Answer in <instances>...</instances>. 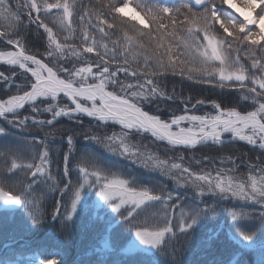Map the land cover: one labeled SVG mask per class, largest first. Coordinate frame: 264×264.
<instances>
[{"label":"snow or ice","instance_id":"obj_1","mask_svg":"<svg viewBox=\"0 0 264 264\" xmlns=\"http://www.w3.org/2000/svg\"><path fill=\"white\" fill-rule=\"evenodd\" d=\"M221 3L234 9L242 19L224 15L215 6V0H194V6L202 7V12H194L192 6L182 5L187 9L182 20L177 16L179 7L134 4V0H109L100 9L82 8L79 13H76L75 0H16L15 8L10 0H0V42L5 45V50H0V63L10 68L7 75L0 71V84L9 91L13 85L16 88V93L8 94L7 99L0 98V118L23 130L32 126H54L61 117L77 122H80V116L105 123L111 121L121 126L120 134L86 138L104 144L109 151L134 163L160 169L178 185H191L200 196L213 193L222 198L231 197L264 206V163L249 165V172L243 178L234 174L236 165L231 158L221 161V165L231 163L233 166L230 168H216L215 174L205 168L196 172L180 163L169 165L167 160L151 155L144 159L138 149L127 143L129 131L135 130L150 133L174 148L193 149L209 142L223 145L239 140L264 150V0H221ZM21 9L29 24H35L37 30L43 29L47 40L43 53L30 51L24 38L18 35L23 24ZM49 17H55L52 23L58 21L67 33L62 39L50 26ZM178 23L186 27L178 30ZM221 29L224 35L218 38L216 33ZM114 35L116 38L112 39ZM76 37L78 45L70 42ZM86 54H94V58L89 59ZM129 54L142 56L143 67L137 64L136 70H130ZM45 56L49 61L55 58L65 63L70 57H75L81 64L73 63L66 67L55 63L50 66V62H45ZM118 56L123 59L118 61ZM114 63L115 70L111 67ZM121 72L125 77L137 78L136 83L120 80L118 73ZM168 72L200 83L235 88L242 93L243 99L252 101V110L242 112L212 101L214 112L189 114L198 105L205 104L204 100H196L191 109H184V115H173L169 120L151 115L143 110V103L157 97L173 99L153 79ZM17 79H21V83L16 84ZM109 86L118 88V91H109ZM64 99L70 104L61 103ZM41 104H44L43 108ZM25 105L33 115L21 117L20 110ZM43 113L50 114L51 118L39 119ZM5 131L0 127V134ZM56 134L55 131L46 133ZM225 134H230L229 141L222 139ZM33 143L26 142L28 145ZM41 144L43 148L38 153L34 152L31 159L24 157L23 146L10 147L0 153L10 157L3 172L15 175L19 171L25 177H32L29 183L21 182L20 194L0 187V201L26 205L34 224L41 223L43 217L36 214L37 205L27 198L24 190H31L32 184L41 178L51 181V187L70 200L69 205L57 201L51 214L52 219L62 218V227L73 220L84 187H95L112 211L134 229L137 242L146 246L166 244L177 230L187 234L201 216L212 211L211 206L194 208L191 213L185 211L181 205L172 202V193L163 187L139 185L134 178L125 179L91 159H83L75 183L70 178L64 183V178L70 176L71 135L67 136L68 152L63 156L62 178L57 183L49 170L52 164L49 148L43 141ZM60 183H63L62 188ZM158 201L162 203V209L150 212L157 207ZM178 208L179 216L176 214ZM243 215L247 217L250 214ZM232 216L239 220L241 213L233 211ZM239 234L246 243L251 242V233L241 230ZM47 264H58V261L51 259Z\"/></svg>","mask_w":264,"mask_h":264},{"label":"trees","instance_id":"obj_2","mask_svg":"<svg viewBox=\"0 0 264 264\" xmlns=\"http://www.w3.org/2000/svg\"><path fill=\"white\" fill-rule=\"evenodd\" d=\"M160 1H164L169 7L189 5L178 0ZM108 2L109 0H75L76 13H79L82 8L95 11L107 5ZM10 3L15 8L16 0H10ZM183 9L184 7L181 8L182 11ZM192 10L194 12L203 11V9L196 10L193 7ZM21 15L23 24L18 29V35L24 38L26 47L30 51L43 53L47 47L43 29L37 30L35 24H29L23 9H21ZM53 20L55 17H49L48 22L62 39L67 33L61 28L58 21L53 24ZM185 27L186 25L179 23L177 25L178 30ZM215 27L219 28L218 25ZM79 30L77 27V33ZM128 30L132 34L130 27ZM216 34L218 38H222L224 35L222 29ZM117 35H119V31H117ZM115 38L114 35L112 39ZM70 42L78 45L79 39L76 37ZM4 46L3 42H0V48L4 49ZM86 56L89 59L94 58V54H86ZM241 56L243 59V53ZM44 59L45 62H50V66L55 63L63 64L66 67H71L73 63L81 64V61L75 57H70L68 63L55 58L49 61L46 56ZM122 59V56H118V61ZM128 59L130 70H136L137 64H140L141 68L143 67L142 56L133 57L132 54H129ZM111 67L115 70L116 64H112ZM9 69L6 65H0V70L5 74H8ZM118 77L122 81L131 83H136L137 79L131 76L125 77L122 72L118 73ZM140 79L142 80V78ZM153 79L165 93L173 96V99L157 97L141 106L150 114L158 115L163 120H169L173 115L184 114V109L186 107L191 109V105L195 104L196 100H204L205 104L198 105L189 114L203 115L206 112H214L211 107L212 101L221 103L222 107H235L242 112L251 111L253 107L252 101L243 99L242 93L235 88H221L213 84L200 83L196 79L173 75L171 72L153 77ZM12 89L13 87L9 91L8 88L0 84V98L7 99ZM108 90L118 91V88L109 86ZM61 103L69 102L64 99ZM40 107L43 108L44 104H41ZM31 115L33 113L28 106L21 112V117ZM79 121L61 117L57 122H54V126L43 128L32 126L26 130L19 128L16 130L4 121V128L9 130L0 134V153H4L10 147L23 146L24 157L31 159L34 152L38 153L43 148V144H41L43 141L49 148V156L52 160L49 170L59 183L63 173V156L68 152L67 136L71 135L73 148L69 156L70 176L64 178V183L69 178L75 183L79 177V167L83 159H91L97 165L125 179L134 178L139 185L149 188L163 187L167 192L172 193L174 198L172 202L181 205L185 211L191 213L194 208L206 209L209 206L212 211L201 216L198 223L187 234L177 230L176 235L166 244H162L152 251L128 254L122 249L135 233L134 229H131L119 214L113 212L108 203L104 201L98 203L99 190L97 188L84 187L82 195H85V199L80 201L77 206L73 220L62 227V218L52 219L51 214L57 201H60L62 205H69L70 200L67 196H62L58 190H54L51 187V181L41 178L32 184L31 190H24L27 198L33 197L31 200L41 203V207L46 209L45 213H48L32 232L30 224L25 223L29 218V213L25 211L0 213V238H20L21 235H25L29 240L30 248L25 251L19 249L17 252L23 255L39 253L41 257L53 255L55 258L63 259L65 264H264V219H262L264 206L237 203L231 198H222L218 195L200 196L196 195L192 188H176L173 186V182L167 180L162 174L148 171L138 163L109 151L104 144L86 138L91 135L103 138L112 136L114 133L120 134L118 127L114 124H102L84 116H80ZM53 131L57 134L46 135ZM32 141H34L33 144H26V142ZM127 143L140 151H149L159 159L180 163L196 172L205 168L215 174L214 169L216 168L232 167L231 163L221 165L222 160L231 158L236 165L234 174L243 177L249 172V165L264 163V150L239 140L226 142L223 145L204 144L194 150H189L167 146L144 133L130 132ZM180 157L183 159L181 160ZM9 160L10 157L0 155V176ZM3 175L11 177L4 179V190L11 191L13 194H20L21 182L26 184L32 181L30 175L25 177L24 173L19 171L15 175L5 172ZM13 184H16V187H12ZM60 187H63V183H60ZM156 203L157 207L151 209L150 212H158L162 209V203L159 201ZM61 211L63 213V208ZM233 211L241 213L239 220L233 219ZM179 213L180 209L178 208L177 216ZM244 213L250 215L245 217ZM241 230L252 234L250 243H246L241 238L239 234ZM30 233L33 234L27 236ZM103 242H107L109 246L103 247Z\"/></svg>","mask_w":264,"mask_h":264},{"label":"rangeland","instance_id":"obj_3","mask_svg":"<svg viewBox=\"0 0 264 264\" xmlns=\"http://www.w3.org/2000/svg\"><path fill=\"white\" fill-rule=\"evenodd\" d=\"M178 1H180V2H182V3H185V4H189V3H187V2H185L184 0H178ZM144 3H150V4H163V5H167V3H165L164 1H160V0H134V4H144ZM190 6H191V4H189ZM168 6V5H167ZM215 6L216 7H218V8H220V10L223 12V14L224 15H233V16H236L238 19H242V17H239V14L238 13H236L235 12V10L234 9H231V8H228L227 7V5H224V4H222L221 3V0H215ZM180 8V12L179 13H177V16L180 18V20H182L183 19V16H184V14H186L187 13V9L186 8H184L183 9V11L181 10V8H183L182 6H180L179 7ZM203 9V8H202ZM201 9V10H202ZM183 25V24H182ZM251 27H254V26H251ZM0 50H5V46H4V49H3V47H1L0 48ZM0 65H5V64H2V63H0ZM6 66H8V65H6ZM9 67V66H8ZM0 71H2V70H0ZM9 71H10V69L8 70V74H9ZM17 71H20V70H18L17 69ZM7 75V74H6ZM22 79V78H21ZM21 79H17L16 81H15V83L16 84H19V83H21ZM13 87V89H12V91H11V93L10 94H15L16 93V88H15V86L13 85L12 86ZM11 87V88H12ZM69 102V104H70V101H68ZM28 105H26L25 106V108L27 107ZM24 108V109H25ZM24 109H22V110H20V113L24 110ZM144 109V108H143ZM146 111V110H145ZM150 114V113H149ZM185 114V113H184ZM184 114H182V115H184ZM152 115V114H151ZM154 115V114H153ZM43 117V118H42ZM42 117H40L39 119H50L51 117H50V114H48V113H44L43 115H42ZM84 117H88V116H84ZM88 118H90V119H93V118H91V117H88ZM11 119V118H10ZM0 120L2 121L1 123H0V127H3L4 128V121L5 122H7L6 120H4L3 118H0ZM94 120V119H93ZM98 121V120H97ZM100 123H102V124H114L116 127H118V131L121 133V131H122V128H121V126L119 125V124H115V123H113V122H111V121H108L107 123H105V122H101V121H99ZM10 124V123H9ZM10 126H12L13 128H15L16 130H17V127H15L13 124H10ZM6 131L5 132H7L9 129H6V128H4ZM125 131H127V130H125ZM130 132H137V131H135V130H131V131H129V133ZM139 133H144V134H146V135H148V136H150L151 138H153L154 140H156L157 142H161V143H164V144H166L167 146H170V145H168V143H166V142H164V141H160V140H157L155 137H153L150 133H146V132H139ZM230 138V134H225V136L222 138V139H229ZM207 144H212L211 142H209V143H207ZM212 145H219V144H212ZM131 147H133L134 149H138V148H135L134 146H132V145H130ZM170 147H172V146H170ZM174 148V147H173ZM176 148V147H175ZM178 148H180V147H178ZM183 148V147H182ZM139 150V152L140 153H142L143 154V158L144 159H147L148 158V156H154V157H157L156 155H154V154H152V153H150L149 151H140V149H138ZM120 157H122V158H125L124 156H121V155H119ZM128 159V158H127ZM130 161H133V160H131V159H129ZM169 163V165L171 164V163H175V162H168ZM139 165H141V166H143V164L142 163H138ZM144 167V166H143ZM144 168H146V170H148V171H152V172H158V173H160V174H162V176H164L165 178H167V180H171L172 182H173V186L174 187H176V188H178V187H186V188H192L193 190H194V193L196 194V195H198L197 194V192H196V190L191 186V185H189V184H177L176 182H175V180L174 179H172V177L171 176H169V175H166V174H164L160 169H158V168H152V167H144ZM3 174H4V172H2ZM3 174H1V176H0V180H3V183H0V187H3L4 188V175ZM241 178H243V177H241ZM6 191V190H5ZM207 195H215V194H213V193H206V194H204L203 196H207ZM216 196V195H215ZM229 198H231V197H229ZM29 199V198H28ZM31 199H33V197L31 198ZM85 199V195H82V198H81V201L82 200H84ZM231 199H233L235 202H237V203H243V204H249V203H252V204H254V205H257V206H262L261 204H259V203H254V202H251V201H244V200H239V199H234V198H231ZM34 201V200H33ZM103 202V200L100 198V196L98 195V203H102ZM36 205H37V207L35 208V212H36V214L37 215H42V217H43V219H44V217H45V215H47L48 213H45L46 212V209L44 208V207H41V203H36ZM79 205V204H78ZM100 206V205H99ZM263 207V206H262ZM20 212H22V211H25L26 213H29V211H28V208H27V206L26 205H22V208L19 210ZM19 211H17V212H19ZM44 211V212H43ZM8 213H12V212H8ZM51 214V213H50ZM2 223H4V222H2ZM26 224H30L29 225V227H30V229H31V232L35 229V226L37 225V224H34L33 223V221H32V218L30 217V215H29V218L26 220V222H25ZM22 234V233H21ZM33 233H30V234H27V236H31ZM253 243V242H252ZM29 244V240H28V238H26V236L25 235H21V237L20 238H17V237H13V238H10V237H8V238H0V264H42V262H43V264H47V261L48 260H51V259H56L57 261H58V264H65L64 263V260L63 259H61V258H55V257H53V255H48L47 257H41L40 255H39V253H32V254H29V255H23L22 253H20V252H17V250H19V249H21V251H25V249H29L30 248V246L28 245ZM256 244V243H255ZM28 245V246H27ZM103 247H105V246H109V244L106 242V243H104L103 242ZM156 247H152V246H146V245H142V244H140V243H138L137 242V240H136V237H135V233L133 234V236L130 238V240L124 245V248L122 249V250H124V252L125 253H136V252H140V251H142V252H149V251H152V250H154ZM24 249V250H23ZM15 252V253H14ZM14 253V254H13Z\"/></svg>","mask_w":264,"mask_h":264},{"label":"water","instance_id":"obj_4","mask_svg":"<svg viewBox=\"0 0 264 264\" xmlns=\"http://www.w3.org/2000/svg\"><path fill=\"white\" fill-rule=\"evenodd\" d=\"M184 1L189 3V4H191V6L194 9H196V10H201L202 9V7H200V6H194V0H184ZM229 139H224V140H226V141L228 140L229 141ZM164 142L167 143V141H164ZM199 146H201V145H197L196 148H198ZM196 148L189 149V150H194ZM186 149H188V148H186ZM22 205L23 204H15V203H9V202L0 201V213L1 212H17V211H19L22 208Z\"/></svg>","mask_w":264,"mask_h":264}]
</instances>
